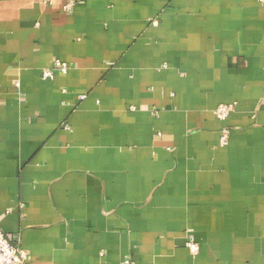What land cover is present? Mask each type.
Instances as JSON below:
<instances>
[{
	"label": "crops",
	"instance_id": "crops-1",
	"mask_svg": "<svg viewBox=\"0 0 264 264\" xmlns=\"http://www.w3.org/2000/svg\"><path fill=\"white\" fill-rule=\"evenodd\" d=\"M0 229L25 264H264L259 0H0Z\"/></svg>",
	"mask_w": 264,
	"mask_h": 264
},
{
	"label": "built area",
	"instance_id": "built-area-1",
	"mask_svg": "<svg viewBox=\"0 0 264 264\" xmlns=\"http://www.w3.org/2000/svg\"><path fill=\"white\" fill-rule=\"evenodd\" d=\"M264 6V0H259ZM69 70V66L61 61H54L48 67L42 70L41 78L43 80H52L56 74H65ZM84 99V96L80 98ZM235 110V104H221L214 110V116L219 121L226 120L230 114ZM229 137V129L223 128L220 132L219 145L225 146ZM185 248L189 251V254L194 257L199 252V245L188 240L185 243ZM26 254L17 245L10 242L0 229V264H25ZM121 264H131L129 260H124Z\"/></svg>",
	"mask_w": 264,
	"mask_h": 264
}]
</instances>
